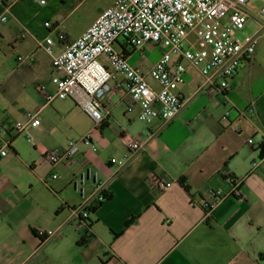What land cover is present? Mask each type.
<instances>
[{
    "label": "crops",
    "instance_id": "1",
    "mask_svg": "<svg viewBox=\"0 0 264 264\" xmlns=\"http://www.w3.org/2000/svg\"><path fill=\"white\" fill-rule=\"evenodd\" d=\"M68 10V0H0V138L12 136L0 163V264H264V160L254 165L264 159V39L227 92H196L204 78L189 65L180 87L187 101L173 119L143 122L138 107L126 111L130 95L114 87L103 98L109 117L97 127L77 99L46 104L40 88L54 91L58 33L74 39L92 23L73 33ZM48 36L52 53L42 46ZM148 50L154 57L143 70L137 63ZM160 54L147 46L128 57L146 72ZM38 109L40 124L14 134L15 123ZM85 135L98 149L80 141L76 160L99 171L110 195L88 220L74 208L81 202L71 184L77 166L51 167L46 157ZM129 137L142 149L123 165L111 163L129 154ZM231 175L242 179L244 197L228 195L211 207L215 190L231 189Z\"/></svg>",
    "mask_w": 264,
    "mask_h": 264
},
{
    "label": "built area",
    "instance_id": "2",
    "mask_svg": "<svg viewBox=\"0 0 264 264\" xmlns=\"http://www.w3.org/2000/svg\"><path fill=\"white\" fill-rule=\"evenodd\" d=\"M33 1L47 3V0ZM251 1L261 2L259 10L249 7ZM250 18L255 28L240 38L237 33L244 31ZM45 25L52 27L53 23L48 20ZM263 39L264 0H114L80 36L70 39L65 32L58 33L63 50L54 54L52 60L54 91H45V84L40 88L45 92L46 104L56 98L77 99L97 127L109 117L103 98L114 87L122 88L132 98L127 112L138 107V117L143 122H168L186 104L180 87L189 65L204 78L196 92L205 89L211 94L225 93L241 64L253 55ZM54 43L55 39L48 36L42 46L52 53ZM147 46L159 47L161 54L145 72L130 61L128 53L139 51L143 55ZM39 112L40 109L28 111L23 120L15 123L14 134L28 125H39ZM80 141L98 149L90 135H85L69 139L63 152L49 151L46 157L51 167L70 160L77 166L71 184L81 202L74 208L88 220L96 206L108 198V193L99 171L87 160H76ZM127 144L129 154L123 158L112 156L111 163L123 165L132 152L143 147L134 137H129ZM11 145L12 136L0 138V163L12 151ZM263 160L255 161L254 165ZM51 176L57 177L58 173L52 172ZM229 180L231 189L215 190L211 207L228 195L244 197L242 179L231 175ZM170 185L171 182L164 184ZM46 232L55 233L52 229Z\"/></svg>",
    "mask_w": 264,
    "mask_h": 264
},
{
    "label": "rangeland",
    "instance_id": "3",
    "mask_svg": "<svg viewBox=\"0 0 264 264\" xmlns=\"http://www.w3.org/2000/svg\"><path fill=\"white\" fill-rule=\"evenodd\" d=\"M113 2L114 0H68L69 10L64 12V21L73 33H78L85 24L93 22ZM249 7L257 11L261 7V2L251 1ZM254 28V21L250 18L244 31H239L237 35L243 38L245 34L252 32ZM148 51L145 59L141 58L137 63L143 70L149 66L151 59L154 57V50Z\"/></svg>",
    "mask_w": 264,
    "mask_h": 264
},
{
    "label": "trees",
    "instance_id": "4",
    "mask_svg": "<svg viewBox=\"0 0 264 264\" xmlns=\"http://www.w3.org/2000/svg\"><path fill=\"white\" fill-rule=\"evenodd\" d=\"M180 180H181V182L184 184L185 179L182 177ZM185 187L188 189V186H187V185H185ZM107 196L109 197L110 195H107Z\"/></svg>",
    "mask_w": 264,
    "mask_h": 264
}]
</instances>
